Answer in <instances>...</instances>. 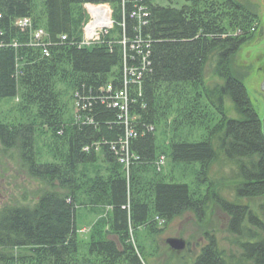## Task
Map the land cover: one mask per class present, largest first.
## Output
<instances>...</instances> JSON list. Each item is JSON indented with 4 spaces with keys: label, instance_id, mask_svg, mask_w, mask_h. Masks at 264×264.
Here are the masks:
<instances>
[{
    "label": "trees",
    "instance_id": "trees-1",
    "mask_svg": "<svg viewBox=\"0 0 264 264\" xmlns=\"http://www.w3.org/2000/svg\"><path fill=\"white\" fill-rule=\"evenodd\" d=\"M133 1L149 13L144 27L130 18L138 9L124 7V0H0V111L17 102L9 113L21 116H0V148L16 151L29 175L45 185L33 204L14 202L0 210V264H151L139 243L140 228L156 233L186 212L201 219L208 208L226 216L238 255L223 249L211 231L193 264H264V129L246 85L230 69L255 35L258 16L239 0H224L223 19L215 1ZM85 4L109 5L121 18L111 34L82 46ZM24 19L29 25L19 26ZM133 67L145 69L127 89L129 123L138 133L129 142L127 166L112 151L126 139L124 114L108 105L125 90V68ZM209 68L222 83L207 78ZM60 85L69 87L74 109L79 98L89 99L90 108L80 112L87 124L66 115ZM227 100L237 119L228 117ZM202 102L213 113L202 110L200 139L174 133L169 141L159 139L175 105L191 118ZM39 128L51 140L46 163L36 149ZM97 164L106 175L95 170L85 185L84 169ZM166 164L198 167L194 183L205 193L167 181ZM216 165L230 167L229 175L212 179ZM141 167L155 175L145 190L137 176ZM89 202L104 215L90 239L80 241L77 209Z\"/></svg>",
    "mask_w": 264,
    "mask_h": 264
},
{
    "label": "rangeland",
    "instance_id": "rangeland-1",
    "mask_svg": "<svg viewBox=\"0 0 264 264\" xmlns=\"http://www.w3.org/2000/svg\"><path fill=\"white\" fill-rule=\"evenodd\" d=\"M154 1L158 4L184 3V0ZM210 1L216 2L214 5L215 14L219 16L220 19H223V14L227 11V9H225L224 0ZM239 2L242 3L247 10L256 14L258 16V21H256L253 28L255 35L252 36L250 41L243 44L239 51L233 56L230 69L234 76L239 78L246 85L252 105L259 114L264 129V32L262 37H258L260 30H264V0H239ZM110 9L112 11L114 28L116 24L120 22L121 17H116L112 7H110ZM86 17L87 21L83 25V32L91 20V14L86 12ZM96 22L99 21L92 18V24ZM104 24L102 26H104ZM102 26L99 25L97 28H101ZM105 29L106 27L104 30ZM110 32L111 30H105L102 33V37L109 35ZM215 75L213 68H209L207 78L222 83ZM68 89V86L60 85L61 97L65 105L64 110L66 115L74 114L77 124H85L86 122L82 120V116L80 115L78 103H75L74 109L72 108V102H69L70 91ZM15 103L10 102L3 104L0 116L8 117L11 121L15 117H21L19 113H16L14 116L9 113V110ZM226 107L228 109V117L233 119L239 117L229 100H227ZM174 108L175 110L168 116V123L164 121L166 127L163 126L158 132L159 139H166L169 141L172 137V133L182 139H200L204 133L201 128L202 110L205 112L209 110L211 114L213 113L212 110L206 107L202 102L199 109L193 110L190 118V115L187 114L182 107H179L178 104L177 106L175 105ZM127 117L129 121V111ZM213 117L215 121L218 120L216 116ZM36 138V149L41 161L43 163L51 161V140L44 134V129L39 128V130H37ZM197 169L199 168L166 164L162 171V175L167 181H184L191 185H195L194 180H196L198 174ZM95 170H99L102 176L106 175L105 166L101 164L92 165L89 169H84V174H87L84 178L85 185L91 182L90 178L92 175H95ZM229 173L230 167H220L216 165L212 169L211 178L218 180L221 176L229 175ZM137 176L139 187L145 190L148 186L150 187V180L155 175L151 170L141 167L138 170ZM42 188L44 189L45 185L40 180L34 179L29 175L16 151H9L6 153L0 148V210L5 205L14 202H21L29 205L33 204L34 195ZM194 193L202 196V194L205 193V187L196 186ZM80 203L87 204L88 201L82 197ZM89 203L91 205V202ZM83 207L84 206H79L77 209V230L79 240L87 241L91 237L93 225L99 218L103 217L104 209L100 207L94 210L92 205L86 206L88 208ZM159 227L160 230L152 234L144 228H140L137 231L142 252L151 264H193L197 255L200 253L201 247L206 243V233L211 231H215L223 249L228 253L230 252L238 255V247L233 243L235 238L227 233V218L218 208H208L206 213L201 216V219L193 212H186L184 215L175 218L170 225L165 226L164 224H160ZM168 239H182L186 242V248L182 251H175L167 244Z\"/></svg>",
    "mask_w": 264,
    "mask_h": 264
},
{
    "label": "built area",
    "instance_id": "built-area-1",
    "mask_svg": "<svg viewBox=\"0 0 264 264\" xmlns=\"http://www.w3.org/2000/svg\"><path fill=\"white\" fill-rule=\"evenodd\" d=\"M142 1V0H141ZM124 7L125 5L128 3L133 4L135 7L134 9H138V10H134L132 11V13H130V18L131 19H135L140 26L144 27L148 24V20L147 18H149V13L147 12L146 8L143 7H138V3L133 1V0H124ZM85 11L87 13L91 14V20L87 26V28L85 27L84 29V36H83V40L81 42L82 46L85 45H90L91 43L94 42H98L101 40L102 38V33L105 30H112L113 29V25H114V21L112 18V11L110 9L109 5H91V4H85ZM126 11V8H125ZM92 18L97 19L99 22H96V28L92 29ZM112 19V20H111ZM105 23V24H104ZM104 24V26H102ZM18 25L21 27H26L27 25H29V20L28 19H24V20H19L18 21ZM99 25H101L102 27L97 28ZM106 27V29L104 30V28ZM121 27L123 29V31L127 30V13H123V21L121 24ZM43 35L42 31H39L38 34H36L37 38H41V36ZM63 39H66L65 37H63ZM141 41H139L140 45ZM124 45L127 44V41L124 40L123 42ZM133 50L138 51V47H133ZM45 53L48 55V51L46 50ZM145 67H142L141 69L133 67L130 69H126L125 68V90L116 94L115 97L110 98L111 100V106L113 108H117L121 111V113L124 114V119H125V126H126V139L125 140H121V144L119 146V148L117 149L116 147L112 148V151H114L116 153V155L119 157V160L122 164H125L127 166H129V161H130V157H129V151H130V147H129V142L131 139H135L137 138V132L135 130L132 129V127L130 126V123L128 121V111H129V98H128V92L127 89L129 90L130 84H132V82H134V80L132 79V77H139L141 78V73L144 71ZM112 91V86L108 87L107 92L110 93ZM79 98V96H78ZM89 102V99H83V98H79L77 100L78 103V108L80 109L79 112H86L89 108H90V104H87ZM122 119V117H121ZM89 123H92L91 121H89ZM128 168V167H127Z\"/></svg>",
    "mask_w": 264,
    "mask_h": 264
},
{
    "label": "water",
    "instance_id": "water-1",
    "mask_svg": "<svg viewBox=\"0 0 264 264\" xmlns=\"http://www.w3.org/2000/svg\"><path fill=\"white\" fill-rule=\"evenodd\" d=\"M167 244L171 249L175 251H182L186 248V242L182 239H168ZM79 264H90V263H79Z\"/></svg>",
    "mask_w": 264,
    "mask_h": 264
},
{
    "label": "bare ground",
    "instance_id": "bare-ground-1",
    "mask_svg": "<svg viewBox=\"0 0 264 264\" xmlns=\"http://www.w3.org/2000/svg\"><path fill=\"white\" fill-rule=\"evenodd\" d=\"M96 28V23L92 25V29ZM108 108L111 109L113 108L111 105H108Z\"/></svg>",
    "mask_w": 264,
    "mask_h": 264
},
{
    "label": "flooded vegetation",
    "instance_id": "flooded-vegetation-1",
    "mask_svg": "<svg viewBox=\"0 0 264 264\" xmlns=\"http://www.w3.org/2000/svg\"><path fill=\"white\" fill-rule=\"evenodd\" d=\"M263 32H264V30L263 29H261L260 30V32H259V36L258 37H262V35H263ZM261 39V38H260Z\"/></svg>",
    "mask_w": 264,
    "mask_h": 264
}]
</instances>
